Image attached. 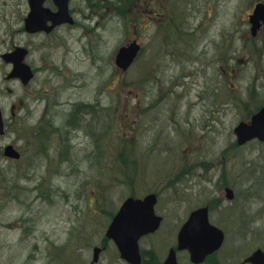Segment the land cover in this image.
Returning <instances> with one entry per match:
<instances>
[{
  "label": "rangeland",
  "instance_id": "obj_1",
  "mask_svg": "<svg viewBox=\"0 0 264 264\" xmlns=\"http://www.w3.org/2000/svg\"><path fill=\"white\" fill-rule=\"evenodd\" d=\"M117 1L111 0L106 29L67 31L58 42L65 47L55 51L81 73L84 99L104 94L107 113L97 115L101 126L110 125L98 142L103 155L97 158L95 144H71L65 152L54 138L58 160L40 164L53 151L38 138L41 157L26 149L16 165L0 159V264H89L95 246L105 247L99 264H125L107 229L127 198L150 193L158 195L156 211L165 221L142 246L149 253L155 246L150 264L190 212L206 204L227 236L224 263L236 264L264 249V144L240 148L234 134L243 118H252L245 111L250 90L264 105V29L253 38L248 21L259 0ZM125 10L137 25L117 15ZM26 13L27 0H0V35L7 26L20 28ZM135 39L141 56L120 72L117 51ZM122 143L133 155L126 166L116 160ZM226 188L234 190L233 202Z\"/></svg>",
  "mask_w": 264,
  "mask_h": 264
},
{
  "label": "flooded vegetation",
  "instance_id": "obj_2",
  "mask_svg": "<svg viewBox=\"0 0 264 264\" xmlns=\"http://www.w3.org/2000/svg\"><path fill=\"white\" fill-rule=\"evenodd\" d=\"M110 3L111 0H69L68 14L71 22L54 26L52 21H48L45 26L48 30L29 33L24 25V20L32 12L30 0H27V13L20 28L7 26L1 31L0 110L4 123V129L1 130L0 128V159L3 158L2 162H11L14 165L22 162L27 154L26 149H36L37 151L33 155L37 153L41 157V151L36 147V139L38 138H40L38 142L40 147H45L49 152L53 151L51 158L46 155L45 159L41 158L37 162L40 164L58 160L57 155L60 147L56 143L57 140L54 142V138L59 139L63 143L62 149H65V152L67 150L70 152L73 145L79 147L85 145L88 149L92 148L95 143V137L92 135L91 127L89 132L85 131L84 128H89V123L97 119L98 111L104 112L106 115L107 105H103L101 102L103 98H100L104 94L95 95L92 100L84 99L79 93L81 90V73L76 71L75 66L73 68L68 66L69 63L62 57H55V51H58L59 48L62 50L65 47V44L61 43L59 45L58 42L59 36L67 31H84L85 34L92 35L98 29L103 30L102 28L104 27L106 29L109 21L108 16H110L109 12L111 11ZM43 8L48 10L50 14L59 12V7L54 0H45ZM17 48H23L26 51L23 62L29 67L32 74L31 79L27 83L13 75L15 62L19 60V57L13 55ZM54 82H58L57 86L52 85ZM40 83L42 87L38 86ZM19 90L24 92L23 96H19ZM38 94L40 95L39 97L37 96ZM51 97H57L59 101ZM102 105L104 109L100 110ZM25 121L31 125H25ZM80 123H83V129ZM19 139H22L21 145L23 146L17 144ZM8 146L14 147L20 153L21 158L19 160H12L6 157L5 151ZM43 152L46 154V151ZM70 157L72 158V163L75 164L76 161L73 160L71 154ZM85 158L86 156L82 159ZM88 158H92V151ZM28 159L30 158L28 157ZM77 160L81 161L78 157ZM201 207L193 209L189 216ZM211 212L212 209L209 206L210 218ZM211 223L220 227L212 220ZM164 224L165 221L163 220L156 233L147 235L140 240L139 250L142 264H150L154 260L149 257H151L150 254H153L155 246L149 253L142 248L144 242L150 239L154 241ZM169 232L171 231L165 230L162 234L168 235ZM179 232L176 236L174 235L175 238L170 241V243L172 242L171 244H166L165 247L161 243L165 247L164 251L159 254L155 259L156 263L153 262V264H166L168 255L172 250L176 252L179 264H225L222 255L225 244L218 251L207 255L203 262L194 263L189 250H179ZM115 248L117 250L116 246Z\"/></svg>",
  "mask_w": 264,
  "mask_h": 264
},
{
  "label": "water",
  "instance_id": "obj_3",
  "mask_svg": "<svg viewBox=\"0 0 264 264\" xmlns=\"http://www.w3.org/2000/svg\"><path fill=\"white\" fill-rule=\"evenodd\" d=\"M45 0H30L31 14L25 19V29L29 33H36L45 28L48 21L55 25L71 22L68 14L69 0H54L59 7L57 14H50L43 8ZM47 14H49L47 16ZM251 31L257 36L258 31L264 25V3L256 5L253 14L250 16ZM141 51V46L135 41L128 46L122 47L116 56V65L120 69L128 70ZM24 49H18L14 56L19 57L15 62L14 76L27 83L31 79L30 69L23 64ZM0 112V127L3 129V122ZM237 144L243 146L250 141L258 140L264 143V106L252 116L249 122H240L234 129ZM6 156L19 159L20 154L12 147L6 149ZM227 198H234L233 191L226 190ZM157 203V196L150 194L144 199L128 198L118 214L110 224L106 237L113 240L120 252L121 258L130 264H141L139 252V240L144 235L154 233L160 227L162 218L155 214L154 207ZM179 250H189L192 261L201 263L205 257L218 250L224 241V234L218 228L209 223L208 208H201L193 212L189 220L183 226L179 234ZM102 249L94 248L93 258L90 264H97ZM246 263L264 264V251L259 249L251 255ZM166 264H178L175 251H171ZM244 264V263H243Z\"/></svg>",
  "mask_w": 264,
  "mask_h": 264
},
{
  "label": "trees",
  "instance_id": "obj_4",
  "mask_svg": "<svg viewBox=\"0 0 264 264\" xmlns=\"http://www.w3.org/2000/svg\"><path fill=\"white\" fill-rule=\"evenodd\" d=\"M132 2H133V0H131ZM131 1H129V2H126V3H124V8H126L127 10H129L130 9V7H131ZM154 1V0H153ZM260 1H262V0H260ZM118 3H122L123 2V0H119V1H117ZM134 3V2H133ZM130 6V7H129ZM123 13V15L122 14H119V13H117V15L119 16V17H124L123 19H125L124 21H126V23L128 24V25H132V24H138L139 23V20H137V19H135V17H131V16H129L128 17V15H126V10L125 11H123L122 12ZM146 13H147V10L145 9L144 10V12H143V15H146ZM149 13V12H148ZM158 19V18H157ZM175 23V22H174ZM170 26L171 27H174V28H176L177 27V25L176 24H173L172 25V23H170ZM258 42V40H252L251 41V43L252 44H254V46H255V44ZM175 55H177V54H175ZM254 91V92H253ZM250 94H253L252 96H250L252 99V101H250L249 103H246L245 105V111L246 112H248L249 113V116L252 114H254L255 112H256V110L258 109V108H260V105H256L255 103H257V102H255V97H256V92H255V90H250ZM99 113H101V111H98V113H97V115L99 114ZM245 120H248V118H243V120L242 121H245ZM83 123H80V125H82ZM90 125H89V128H87V127H85L84 128V126L82 125L81 126V128L83 129L84 128V130L85 131H87V132H89V130H90V127H91V130H92V135H93V137H95V148H97L98 149V153H97V158H100V157H102V155H103V152H102V150H101V148H100V146H101V143H102V141L104 140V136H103V134L104 133H106V135L108 134V132H109V127H110V125H109V123H107L106 121H103V124H102V126H101V122L100 121H97V119H95L93 122H91V123H89ZM98 129H100V132L98 133L97 132V130ZM106 131V132H105ZM99 134H101V135H99ZM103 136V137H102ZM102 137V138H101ZM98 142H99V144H100V146L98 145ZM96 143H97V145H96ZM122 145V146H121ZM120 145V147L118 148V149H116L115 150V154H116V160L118 161V163L120 164V165H128L129 164V162L130 161H132V158H133V155H131V160H130V158H129V152L128 151H126V149L127 148H125L124 146L125 145H123V143ZM132 150H134V149H132ZM226 153V152H225ZM96 158V159H97ZM82 160H84V159H82ZM134 162H136V163H140L139 161H138V158H135L134 159ZM137 173V172H136ZM208 203H210L209 201H208Z\"/></svg>",
  "mask_w": 264,
  "mask_h": 264
}]
</instances>
